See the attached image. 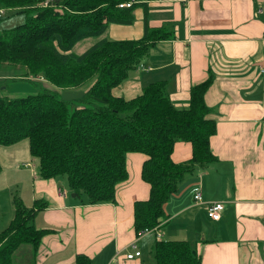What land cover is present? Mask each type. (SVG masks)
Returning a JSON list of instances; mask_svg holds the SVG:
<instances>
[{
  "label": "crops",
  "instance_id": "crops-1",
  "mask_svg": "<svg viewBox=\"0 0 264 264\" xmlns=\"http://www.w3.org/2000/svg\"><path fill=\"white\" fill-rule=\"evenodd\" d=\"M146 24L155 35L149 53L113 94L131 99L165 82L172 104L185 109L191 86L211 76L204 100L216 120L210 138L215 159L184 179L158 228L139 235L134 206L150 195L141 174L146 154L127 152L128 176L117 183L115 200L92 204L69 197L64 177L41 176L28 139L0 144V231L14 217L13 187L27 206L43 203L33 224L46 232L37 246L19 244L12 254L16 264H76L78 254L91 264H157L158 240L191 242L200 264H264V0H135L131 22H110L97 39L140 40ZM32 79L37 87L46 83ZM192 155L190 142L175 143V162ZM195 184L204 199L224 202L219 219L194 200ZM133 242L141 254L128 258Z\"/></svg>",
  "mask_w": 264,
  "mask_h": 264
},
{
  "label": "trees",
  "instance_id": "trees-1",
  "mask_svg": "<svg viewBox=\"0 0 264 264\" xmlns=\"http://www.w3.org/2000/svg\"><path fill=\"white\" fill-rule=\"evenodd\" d=\"M123 1L129 0H0V10L26 12L24 22L0 30V62L28 67L27 75L45 76L59 87H78L95 79L81 106L70 107L47 87L26 96L0 97V144L28 139L41 176L66 175L72 193L85 195L92 204L115 200L117 183L128 176L127 152L146 154L141 174L150 184V195L134 206L139 233L165 217L166 202L187 176L205 170L215 159L210 138L216 120L204 100L211 76L191 86L185 109L172 104L165 82L152 83L131 99L113 94L149 53L155 35L148 24L143 39H101L81 54L67 53L78 40L103 34L110 22H131L135 0L120 7ZM69 64L82 74L63 75V66ZM92 64L95 67L88 68ZM180 140L192 144L193 155L175 162L172 152ZM13 203L14 217L0 231V264H16L12 254L19 244L37 246L46 232L33 224L36 211L43 207L40 200L29 207L15 193ZM154 256L157 264L201 262L187 240H158ZM76 264H91V259L78 254Z\"/></svg>",
  "mask_w": 264,
  "mask_h": 264
},
{
  "label": "rangeland",
  "instance_id": "rangeland-1",
  "mask_svg": "<svg viewBox=\"0 0 264 264\" xmlns=\"http://www.w3.org/2000/svg\"><path fill=\"white\" fill-rule=\"evenodd\" d=\"M25 18H26V12L18 10L17 8H8L4 10L3 14L0 16V30L3 28H9L21 22H24ZM99 37L100 35L99 36H88L83 39H80L75 43V45L69 51H67V53L74 54V55L81 54L87 48L93 45L96 41H98L97 38ZM96 62L97 60L94 61V64ZM53 64L58 66L54 58H53ZM94 64L90 65V67L88 66L87 67L93 69V67H95ZM141 65L142 63H140L137 67ZM28 69H29L28 67H24L20 65L15 66L10 63L0 62V97L13 98V97L26 96L27 94L36 93L42 90L44 87H47L57 97L61 98L63 101H66L70 107L81 106L82 104L81 98L86 92L84 87L86 86L88 88V86L93 84L95 81V79H91L86 84L82 86H78V87H59L53 83H50L45 78V76L37 75L40 78H43L42 81L46 82L42 86L40 85L37 87L35 80L32 79L33 77H36V76L27 75ZM63 70H64L62 71L63 75H67V74L69 75L73 72L77 76L82 74V71L80 69H76L72 67L71 64H69L68 67L63 66ZM0 146H3V145H0ZM29 160L31 164L32 162L33 163L36 162L35 159L31 156V154H30ZM23 167L25 169H29V164L26 163L25 165H23ZM61 176L64 177V180H65L64 185L67 191L69 192V197H71L72 191L69 188V185L67 182V176L66 175H61ZM15 193L18 196H20L19 187H13V194ZM82 197L84 198V200H87L85 195H83Z\"/></svg>",
  "mask_w": 264,
  "mask_h": 264
},
{
  "label": "built area",
  "instance_id": "built-area-1",
  "mask_svg": "<svg viewBox=\"0 0 264 264\" xmlns=\"http://www.w3.org/2000/svg\"><path fill=\"white\" fill-rule=\"evenodd\" d=\"M134 3L133 0L131 1H123L121 3H119L120 7H129ZM262 10V9H260ZM4 10H0V16L3 14ZM35 79H43L40 78L39 76L34 77ZM60 191L62 193H65L66 191L63 190L62 188H60ZM191 192L193 194L194 200L197 202H203L206 204V211H207V215L212 218V219H219L221 217V212L224 209V202L222 201H215V200H206L204 199L202 192L200 190V187L198 185H194L193 188L191 189ZM158 228V224L155 225L152 228H146L144 230H141L139 232V235H142L143 233H149V232H153ZM132 248L134 249L132 252H129L127 254L128 258H133L135 256H138L141 254V251L138 249V245L136 244V242H133L131 244Z\"/></svg>",
  "mask_w": 264,
  "mask_h": 264
},
{
  "label": "water",
  "instance_id": "water-1",
  "mask_svg": "<svg viewBox=\"0 0 264 264\" xmlns=\"http://www.w3.org/2000/svg\"><path fill=\"white\" fill-rule=\"evenodd\" d=\"M72 195H74V193H72Z\"/></svg>",
  "mask_w": 264,
  "mask_h": 264
}]
</instances>
